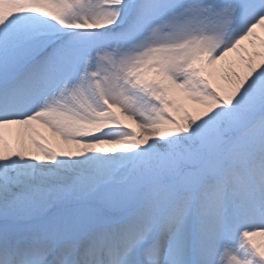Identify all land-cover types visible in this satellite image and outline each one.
<instances>
[{
	"label": "snow or ice",
	"instance_id": "snow-or-ice-1",
	"mask_svg": "<svg viewBox=\"0 0 264 264\" xmlns=\"http://www.w3.org/2000/svg\"><path fill=\"white\" fill-rule=\"evenodd\" d=\"M0 264H264V0H0Z\"/></svg>",
	"mask_w": 264,
	"mask_h": 264
},
{
	"label": "bare ground",
	"instance_id": "bare-ground-1",
	"mask_svg": "<svg viewBox=\"0 0 264 264\" xmlns=\"http://www.w3.org/2000/svg\"><path fill=\"white\" fill-rule=\"evenodd\" d=\"M40 131H41L45 136H48L50 139H54L55 143H57V144H62V143H63L62 141H59L58 138H53V137H52V134H51L47 129H43V128H41Z\"/></svg>",
	"mask_w": 264,
	"mask_h": 264
}]
</instances>
